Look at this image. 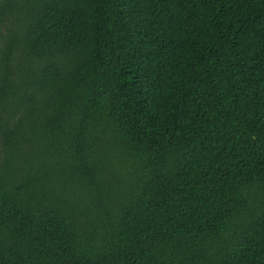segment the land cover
Instances as JSON below:
<instances>
[{"label":"trees","instance_id":"trees-1","mask_svg":"<svg viewBox=\"0 0 264 264\" xmlns=\"http://www.w3.org/2000/svg\"><path fill=\"white\" fill-rule=\"evenodd\" d=\"M0 264H264V0H0Z\"/></svg>","mask_w":264,"mask_h":264}]
</instances>
